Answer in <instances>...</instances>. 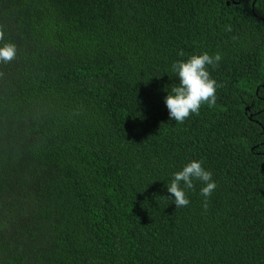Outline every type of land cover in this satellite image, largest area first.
Returning <instances> with one entry per match:
<instances>
[{"label":"trees","instance_id":"obj_1","mask_svg":"<svg viewBox=\"0 0 264 264\" xmlns=\"http://www.w3.org/2000/svg\"><path fill=\"white\" fill-rule=\"evenodd\" d=\"M0 24V264H264V0H0ZM204 52L216 104L177 123L171 65ZM192 160L206 211L167 191Z\"/></svg>","mask_w":264,"mask_h":264},{"label":"clouds","instance_id":"obj_2","mask_svg":"<svg viewBox=\"0 0 264 264\" xmlns=\"http://www.w3.org/2000/svg\"><path fill=\"white\" fill-rule=\"evenodd\" d=\"M231 29H229L230 31ZM6 29L0 24V63L7 64L17 57L18 48L15 43L5 40ZM180 57L185 53L178 52ZM219 53L210 55L208 52L192 54L186 60H177L171 65V71L178 77V83L170 86V91L165 98V105L169 118L177 123H183L191 115H198L202 105L214 106L216 104V91L220 87L211 77L209 67L215 68L221 61ZM4 73L0 72V77ZM194 181L201 182L204 186L200 194L204 197L203 207H208V199L215 191L217 184L212 179V173L203 166V161L192 160L182 170L173 173L167 186V191L173 197L176 209L187 207L190 203L187 192L194 189ZM169 199L168 197H161Z\"/></svg>","mask_w":264,"mask_h":264},{"label":"water","instance_id":"obj_3","mask_svg":"<svg viewBox=\"0 0 264 264\" xmlns=\"http://www.w3.org/2000/svg\"><path fill=\"white\" fill-rule=\"evenodd\" d=\"M234 4H238V3H234ZM227 5H230V2H228V4Z\"/></svg>","mask_w":264,"mask_h":264}]
</instances>
